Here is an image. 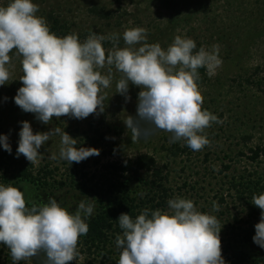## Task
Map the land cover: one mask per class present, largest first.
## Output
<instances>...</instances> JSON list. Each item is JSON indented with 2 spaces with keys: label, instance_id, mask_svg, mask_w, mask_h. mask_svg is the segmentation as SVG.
Returning <instances> with one entry per match:
<instances>
[{
  "label": "rangeland",
  "instance_id": "rangeland-1",
  "mask_svg": "<svg viewBox=\"0 0 264 264\" xmlns=\"http://www.w3.org/2000/svg\"><path fill=\"white\" fill-rule=\"evenodd\" d=\"M7 2L0 0V5ZM34 3L39 6L37 15L45 18L50 31L58 37L76 33L83 42L93 32L106 37L119 34L116 46L123 48L125 29L142 27L146 29V42H159L162 48H167L177 35L193 39L197 48L204 46L210 50L213 45H219L222 63L214 75L209 76L206 71L198 87L203 96L202 109L215 114L222 123L213 122L205 129L210 144L199 151H193L182 140L170 142L171 133L146 121L139 122L141 136L132 139L124 121L127 116H136L141 89L130 84L126 94L130 99L117 93L116 82L121 73L113 67L111 86L102 90L103 112L97 109L83 119L68 115L54 117L45 124L14 102L22 86L19 79L23 72L21 58L10 53L11 75L7 84L0 86V135L8 137L12 151L0 147V155L6 153L12 159L30 164L23 154L16 153L22 121L30 123L34 134L58 127L77 139L78 146L99 150V155L72 165L64 160H52L51 154L58 155L60 136H51L39 150L42 158L31 164V172L34 177H42V171L51 170L53 175L47 176L49 185L45 190L29 184L16 185L24 192L26 202L40 205L48 197H54L63 207L74 211L83 196H87L95 199L96 206L97 197L85 195L77 184H83L93 174L99 176L101 167L108 163L151 155L161 177H154L152 171L148 178L161 183L165 192L163 188L145 186H134L132 191L144 192L145 200L154 195L158 196L157 201L163 198L164 210L168 209L167 201L177 196L193 200L199 211L218 219L220 240L224 241L221 250L233 236V227L246 229L259 222L260 217L257 222L245 223L249 219L245 187L249 181L264 176V155L257 162L249 159L250 149L264 148V0H34ZM102 46L107 54L114 41L106 39ZM107 70L108 66L100 69L105 74ZM84 174H87L85 179ZM3 175L0 172V184L14 185L12 179L5 183ZM77 252L74 264H117L120 254L113 242L101 255L85 251L78 244ZM247 253L251 259L245 264L264 261V248L255 243ZM222 256L226 264H231L223 253ZM0 264H13L10 250L3 244H0ZM18 264L37 263L33 256Z\"/></svg>",
  "mask_w": 264,
  "mask_h": 264
},
{
  "label": "clouds",
  "instance_id": "clouds-1",
  "mask_svg": "<svg viewBox=\"0 0 264 264\" xmlns=\"http://www.w3.org/2000/svg\"><path fill=\"white\" fill-rule=\"evenodd\" d=\"M38 10L34 0H8L0 5V86L11 75L10 53L19 56L22 86L13 99L23 111L34 113L45 124L54 117L83 119L97 109L103 112L102 90L111 86L114 67L121 73L117 93L130 99L126 95L130 84L141 89L136 116L124 121L132 139L141 136L139 122L146 121L171 133L170 142L182 140L193 151L210 144L205 129L222 121L202 109L198 69L205 68L209 76L215 74L222 63L219 45L196 50L193 39L177 35L162 48L159 42H146L142 27L125 29L123 48L116 46L119 34L106 37L93 32L81 42L76 33L58 37L51 32ZM106 39L114 41L107 54L102 46ZM105 66L106 74L100 71ZM21 125L16 153L30 164L39 162L43 156L39 150L53 135L60 136V145L58 155H50L52 160L72 165L99 155L96 148L78 146L77 139L58 127L34 134L29 122ZM0 147L11 153L6 135H0ZM137 195L143 198L145 193ZM93 200L83 196L74 211L54 197L27 207L22 190L12 183L0 184V244L10 250L13 264L41 251L46 254V264H71L78 255L79 237L88 233L87 221L95 211ZM252 204L261 210L252 239L264 248V193L254 195ZM167 205L166 211L144 208L135 218L119 215L122 234L115 237L120 250L117 264H226L216 216L202 213L188 198L177 196Z\"/></svg>",
  "mask_w": 264,
  "mask_h": 264
},
{
  "label": "trees",
  "instance_id": "trees-1",
  "mask_svg": "<svg viewBox=\"0 0 264 264\" xmlns=\"http://www.w3.org/2000/svg\"><path fill=\"white\" fill-rule=\"evenodd\" d=\"M58 24L59 22L55 20V26H58ZM198 72L200 79L197 83L201 84L204 81L206 69L201 67ZM262 81L264 85V73ZM250 152L252 155L249 159L252 162H257L260 156L264 155V148L257 147L256 149H250ZM32 168L31 164L12 159L6 153L0 155V172L4 173L3 180L5 183H9V179H12L14 182L13 186L29 184L39 190H45L49 185L47 176H52L53 172L51 170L42 171V177H34L31 172ZM101 169L103 170L99 176L93 174L83 184H77V187H80L81 192L85 195L97 197L95 215L87 221L89 225L88 233L79 237L78 245L85 248V251L100 255L106 252L108 245H112V242L115 243L117 234H122V229L119 228L117 221L121 213L130 214L132 218H135L144 208L153 211L156 209L164 210L163 198L157 201L158 196L154 195L152 198L148 197L145 200V197L138 198L137 193L132 191L134 186L138 188L145 186L152 189L163 188L161 183H157L155 179L148 178L149 173L152 171L154 177H161L160 171L156 170V160L153 156L141 155L134 160H128L123 163H108L103 165ZM144 175L147 176L145 177ZM83 176L85 179L87 174ZM163 192H165L164 188ZM245 192H247L249 197L247 203L249 219L245 223L250 224L260 217L261 210L252 204V198L254 195L264 193V176L257 181L256 179L255 181H249L245 187ZM150 193L153 194V192ZM33 205L39 206L38 204ZM33 205L26 202L27 207ZM232 230L233 236L221 252L227 257V260L231 261V264H236V262L248 263L251 257L247 250L254 243L252 239L255 235L254 227L246 229L233 227ZM223 242L221 241V243ZM35 260L37 264H46V254L43 251L39 252L35 256ZM71 264L74 263L71 262ZM262 264H264V261H262Z\"/></svg>",
  "mask_w": 264,
  "mask_h": 264
}]
</instances>
